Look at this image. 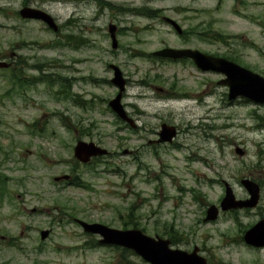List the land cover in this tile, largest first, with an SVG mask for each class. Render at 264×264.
<instances>
[{"label": "rangeland", "instance_id": "obj_1", "mask_svg": "<svg viewBox=\"0 0 264 264\" xmlns=\"http://www.w3.org/2000/svg\"><path fill=\"white\" fill-rule=\"evenodd\" d=\"M32 1L61 29L25 25L32 69L16 94L0 73V172L6 176L0 264H149L131 251L96 245L98 237L73 218L174 234V247L196 245L208 264H264V249H248L238 238L264 217V104L239 98L229 105L223 75L201 71L187 58L153 55L164 47L197 48L264 76V0ZM5 5L18 2H0ZM0 23L9 21L0 17ZM109 23L116 26L115 48ZM11 37L0 28V48ZM110 65L126 79L122 103L136 127L117 120L108 106L118 91ZM61 89L70 95L57 94ZM162 124L175 135L155 143ZM77 140L109 153L82 164L73 156ZM61 174L78 184L53 181ZM241 179L259 187L255 210L238 212L239 227L230 211L204 223V210L219 206L225 185L235 199L248 198ZM42 229H50L44 240Z\"/></svg>", "mask_w": 264, "mask_h": 264}, {"label": "water", "instance_id": "obj_2", "mask_svg": "<svg viewBox=\"0 0 264 264\" xmlns=\"http://www.w3.org/2000/svg\"><path fill=\"white\" fill-rule=\"evenodd\" d=\"M20 14L24 18L40 19L54 31L57 30V25L52 16L40 9L25 7L20 10ZM166 20L169 21L179 33L181 32L179 26L174 21L170 19ZM115 30V25H108L113 48L117 46ZM154 54L169 58L190 57L196 66L202 70H213L225 74L226 77L220 80V83L228 87L229 99L242 96L256 103H264V77L230 60L211 56L189 48L176 49L165 47L154 52ZM5 66H7V64L0 61V67ZM111 67L114 70L111 82L114 83L119 90L116 96L111 99L108 104L118 117L128 122L130 126H134L133 120L127 116L123 105L120 102L125 80L116 66L111 65ZM174 135V128L162 124L156 142L170 141ZM106 154V149L94 144L92 141L85 142L78 140L73 148L74 157L82 163H87L93 156ZM68 179L69 175L67 174H62L53 178L54 181ZM241 183L247 189L250 197L246 200H236L229 187H226L225 195L220 202L222 209L256 205L259 197L258 185L248 179H242ZM33 210L34 209H32V211ZM216 214V207L210 205L207 209L204 220L214 219ZM77 222L83 227L85 232L99 234L101 236L99 240L100 243L113 244L131 249L151 264H206L204 258L196 255V248L191 253L180 249H173L169 246V239L157 236L151 237L144 234L139 229L120 230L97 222L88 223L78 219ZM47 235L48 230H42L40 232V239H45ZM244 240L257 247L264 246V219L257 222V224L245 232Z\"/></svg>", "mask_w": 264, "mask_h": 264}, {"label": "flooded vegetation", "instance_id": "obj_3", "mask_svg": "<svg viewBox=\"0 0 264 264\" xmlns=\"http://www.w3.org/2000/svg\"><path fill=\"white\" fill-rule=\"evenodd\" d=\"M0 2H7L8 5L13 2H18L17 8L14 7L12 9H7L6 5L0 6V17L3 18L5 21L7 20L9 21L8 25L7 24L3 25L0 23V28L9 30L12 35L11 41L5 46V48H0V61L7 64V66L5 67H0V73L3 76H5V78L8 81L11 82V87H10V91L12 90L11 93L16 94V89L19 87H22L23 86L22 83H26L28 81L26 72L32 69V64L30 63L32 56L28 52L30 50L31 44L27 40L25 25L32 21H39L45 26L47 25L38 19L24 18L20 14V10L25 7L38 8L33 5L32 0H0ZM57 25H58V30H60L61 26L59 24ZM183 33L184 34H182V37L185 36V32ZM179 60L184 61L185 59H179ZM233 103H234V100L229 101L228 104L230 105ZM72 182H75V180H72ZM254 210H255V207L253 208L244 207V208H239V209H231L230 212H233L234 214L233 218L235 220L236 216L238 215V212H244L245 214H248L250 211H254ZM225 212H229V210L224 211V212L223 211L218 212L216 219H219ZM205 213H206V210H204L203 214L205 215ZM202 221L204 223H208V221H204L203 219ZM236 223H237V226L239 227V222L237 219H236ZM248 227L249 225L244 228L247 229ZM242 235L239 236L238 238H240V241L243 242ZM244 245L248 249L256 250V248L249 246L246 243H244ZM195 246L196 245H193V247ZM198 249L200 251L203 250L202 248H199V247Z\"/></svg>", "mask_w": 264, "mask_h": 264}, {"label": "trees", "instance_id": "obj_4", "mask_svg": "<svg viewBox=\"0 0 264 264\" xmlns=\"http://www.w3.org/2000/svg\"><path fill=\"white\" fill-rule=\"evenodd\" d=\"M45 81L50 82V83L52 81L54 82V80L53 79L50 80L49 77H47ZM62 86H63V88H65V86L63 84H62ZM58 93H63L64 97H68L70 95V93H68L64 89L59 90V92H57V94ZM5 195H6V176L0 172V203L2 202Z\"/></svg>", "mask_w": 264, "mask_h": 264}, {"label": "bare ground", "instance_id": "obj_5", "mask_svg": "<svg viewBox=\"0 0 264 264\" xmlns=\"http://www.w3.org/2000/svg\"><path fill=\"white\" fill-rule=\"evenodd\" d=\"M99 2H100V1H99ZM110 2H111V1H110ZM91 3H92V2H91ZM108 3H109V2H108ZM101 4H102V2H101ZM104 4H105V3H104ZM106 4H107V3H106ZM109 4H110V3H109ZM114 4H115V3H114ZM106 7H107V6H106ZM108 7H109V6H108ZM120 7H121V6H120ZM123 8H124V7H123ZM123 8H122V9H123ZM125 8H126V7H125ZM118 9H120V8H118ZM118 9H117V10H118ZM129 9H130V8H129ZM125 10H128V9H125ZM130 10H131V9H130ZM132 10H133V9H132ZM134 10H137V9H134Z\"/></svg>", "mask_w": 264, "mask_h": 264}]
</instances>
